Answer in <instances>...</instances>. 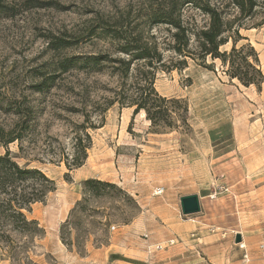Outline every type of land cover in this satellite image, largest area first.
I'll use <instances>...</instances> for the list:
<instances>
[{
    "label": "rangeland",
    "instance_id": "374dc122",
    "mask_svg": "<svg viewBox=\"0 0 264 264\" xmlns=\"http://www.w3.org/2000/svg\"><path fill=\"white\" fill-rule=\"evenodd\" d=\"M165 1L0 0V155L8 150L54 181L22 210L42 233L4 226L10 239L0 240V264H264V81L244 86L210 57L159 69L156 91L188 108L186 124L160 129L133 107L105 109L117 86L109 69L62 71L71 56L119 57L108 37L88 40L91 31L103 21L142 19ZM225 10L228 18L237 13ZM184 16L193 29L208 22L193 8ZM261 19L242 22L236 47L252 46L264 75ZM144 30L162 46L169 40L165 25ZM231 47L230 40L220 50ZM172 55L164 51V60ZM84 123L87 157L68 167ZM17 133L21 141L5 143ZM88 179L111 186L88 187ZM192 194L200 209L184 215L180 198Z\"/></svg>",
    "mask_w": 264,
    "mask_h": 264
},
{
    "label": "trees",
    "instance_id": "16d2710c",
    "mask_svg": "<svg viewBox=\"0 0 264 264\" xmlns=\"http://www.w3.org/2000/svg\"><path fill=\"white\" fill-rule=\"evenodd\" d=\"M228 5L237 10L232 18H228L229 13L225 10ZM185 8H193L207 16V24L193 29L184 16ZM256 15L262 17L258 24L264 23V0H227L224 6L212 5L210 0H166L159 6L151 7L142 19L132 18V22L119 19L103 21L97 26L99 31H91L88 40L98 36L108 37L113 51L121 53L119 57H110L108 51L84 57L71 56L67 63L61 65L62 71H79L84 68L87 74H100L109 69V76L116 78L117 86L113 89V96L106 102L105 109L114 103L120 107H133V114L143 111L152 126L174 129L178 127L177 122L186 124L187 104L183 99L161 96L154 87L155 73L159 69H181L186 66L187 57L202 60L210 57L212 60H220L230 79H236L244 86L255 85L260 88L264 75L257 67L256 52L248 44L236 47L237 41L242 38L239 35L242 22ZM157 25H165L170 29L166 45L162 46L153 34L147 33L144 36L145 27ZM191 36L197 43L196 49L190 47ZM230 40L231 49L221 51L220 47ZM67 44L73 45L76 42ZM164 51L173 54L169 61L164 60ZM85 125L80 126L84 132L75 135L74 154L70 159L65 158L68 167L80 166L87 157L86 150L91 145V137ZM21 139L17 133L11 135L5 143ZM95 184L111 186L93 179L84 181L88 187ZM53 190L54 181L41 170L18 165L8 150L0 155V240L10 239L3 230L4 226L29 236L42 233L38 223L28 220L22 210L27 209L31 203L42 201Z\"/></svg>",
    "mask_w": 264,
    "mask_h": 264
},
{
    "label": "water",
    "instance_id": "95a60500",
    "mask_svg": "<svg viewBox=\"0 0 264 264\" xmlns=\"http://www.w3.org/2000/svg\"><path fill=\"white\" fill-rule=\"evenodd\" d=\"M180 207H181V212L184 215L192 214L199 211L200 206H199L198 196L196 194L182 196L180 198ZM240 240H241V236L240 234H237L235 241L239 242Z\"/></svg>",
    "mask_w": 264,
    "mask_h": 264
},
{
    "label": "bare ground",
    "instance_id": "6f19581e",
    "mask_svg": "<svg viewBox=\"0 0 264 264\" xmlns=\"http://www.w3.org/2000/svg\"><path fill=\"white\" fill-rule=\"evenodd\" d=\"M241 247H245L244 246V240L239 244Z\"/></svg>",
    "mask_w": 264,
    "mask_h": 264
},
{
    "label": "built area",
    "instance_id": "2783aa9c",
    "mask_svg": "<svg viewBox=\"0 0 264 264\" xmlns=\"http://www.w3.org/2000/svg\"><path fill=\"white\" fill-rule=\"evenodd\" d=\"M157 191H159L158 193H160V192H161V190H160V189H158ZM158 193H157V194H158Z\"/></svg>",
    "mask_w": 264,
    "mask_h": 264
}]
</instances>
